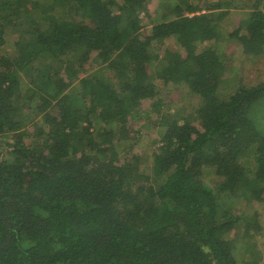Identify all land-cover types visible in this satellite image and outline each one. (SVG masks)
<instances>
[{
	"label": "trees",
	"instance_id": "16d2710c",
	"mask_svg": "<svg viewBox=\"0 0 264 264\" xmlns=\"http://www.w3.org/2000/svg\"><path fill=\"white\" fill-rule=\"evenodd\" d=\"M8 42L0 264H259L264 80H222L229 43L264 52V0H0ZM157 81L198 103L167 109Z\"/></svg>",
	"mask_w": 264,
	"mask_h": 264
},
{
	"label": "rangeland",
	"instance_id": "374dc122",
	"mask_svg": "<svg viewBox=\"0 0 264 264\" xmlns=\"http://www.w3.org/2000/svg\"><path fill=\"white\" fill-rule=\"evenodd\" d=\"M248 10L250 11V9H243V11L233 10L229 17L230 26H233L231 29H235L238 26L237 24L239 23V20L245 17V13L247 16V13L249 12ZM36 12L38 11H33V13ZM58 17L60 16L58 15ZM52 22L53 21H49V23ZM13 48L14 45L8 42L1 46L0 51L3 52ZM227 50H234V65L231 68L232 71L228 72L229 75L226 73L222 80L224 81L223 87L225 90L230 92L233 87H236L239 84V82L253 84L264 80V52L260 57L249 56L244 53L241 45H236L234 42L228 44ZM104 73L107 74L109 71H104ZM157 85L159 95L167 101H171V105L167 107V109L170 107H184L189 110L192 108V105L198 103L197 99L188 96L186 90L180 85H176L171 82L164 84L160 81H157ZM151 106L152 103L149 99L144 100L141 105H139L140 113L136 119L133 117L130 118L129 125L134 126V129H137L140 132L138 134L141 139L140 144L136 145V149L138 151H141L143 146H146L147 143L156 136L157 128L154 126V123L156 122V118L159 119L162 116V114L153 112L151 110ZM131 129L134 130L133 128ZM259 221L261 222V230L257 236V240L255 241L257 242L259 248L258 250L260 251L262 257L259 264H264V212L259 218ZM246 256L249 257V254Z\"/></svg>",
	"mask_w": 264,
	"mask_h": 264
}]
</instances>
